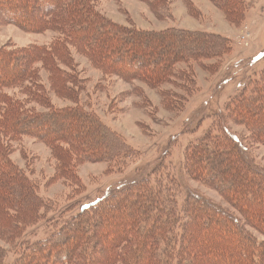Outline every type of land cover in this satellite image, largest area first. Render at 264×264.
I'll use <instances>...</instances> for the list:
<instances>
[{"label": "trees", "instance_id": "obj_1", "mask_svg": "<svg viewBox=\"0 0 264 264\" xmlns=\"http://www.w3.org/2000/svg\"><path fill=\"white\" fill-rule=\"evenodd\" d=\"M141 1L157 17H171L170 0ZM211 1L234 24L244 19L245 0ZM6 24L56 35L48 44L0 47V241L11 247L0 244V264H264V239L255 235L264 236V166L246 154L228 126L243 124L251 142L264 144V67L248 76L223 111L214 113L212 126L183 152L189 177L216 189L235 211L196 194L179 205L175 179L163 161L140 179L82 204L76 214L49 221L52 229L37 241L21 238L54 205L12 159L13 141L34 137L47 144L58 162L54 178L75 185L80 164H113L134 153L121 133L81 102L85 79L75 53L105 75L152 87H188L193 63L232 46L214 31L119 24L98 11L96 0H0V25ZM43 69L55 94L72 105L51 102L40 79ZM9 251L16 255L12 262H6Z\"/></svg>", "mask_w": 264, "mask_h": 264}, {"label": "rangeland", "instance_id": "obj_2", "mask_svg": "<svg viewBox=\"0 0 264 264\" xmlns=\"http://www.w3.org/2000/svg\"><path fill=\"white\" fill-rule=\"evenodd\" d=\"M170 1L172 12L168 18L157 17L141 0H96V8L110 20L126 26L156 30L175 26L218 32L231 39L232 48L219 57L193 63L192 71H188L194 79L188 87H180L177 82L152 87L138 79L105 75L75 53L78 71L85 79L81 102L121 133L134 153L113 164L104 161L80 164L75 185L61 176L54 178L58 162L47 144L34 137L13 141L12 159L37 181L39 193L54 205L47 219L28 224L21 238L37 241L52 229L49 221L76 214L82 204L140 179L163 161L175 179L179 205H183L188 195L196 194L235 211L216 189L189 177L182 159L186 145L212 126L214 113L223 111L224 103L241 90L248 76L256 77L264 67V0H245L244 19L239 24L231 22L211 0ZM55 35L50 30L29 32L13 24L0 25V47L48 44ZM180 67L189 68L185 63ZM48 77L43 69L40 79L51 102L58 106L72 105L55 94ZM228 126L246 154L264 166V144L251 142L249 128L243 124L228 122ZM255 235L264 239L257 232ZM0 244L11 248L2 241ZM15 256L9 251L6 262H12Z\"/></svg>", "mask_w": 264, "mask_h": 264}]
</instances>
